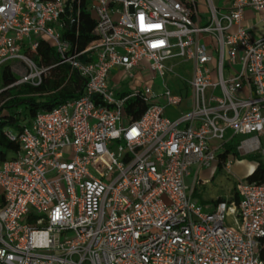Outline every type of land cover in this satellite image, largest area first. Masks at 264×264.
Masks as SVG:
<instances>
[{"label": "built area", "instance_id": "1", "mask_svg": "<svg viewBox=\"0 0 264 264\" xmlns=\"http://www.w3.org/2000/svg\"><path fill=\"white\" fill-rule=\"evenodd\" d=\"M205 6L206 20L197 0H88L97 37L76 52L63 30L80 0H0V78L19 74L0 93L42 83L48 67L33 55L43 39L85 80L18 133L3 129L19 151L0 164V264H264V183L240 182L238 203L207 211L185 181L217 160L227 130L245 136L239 152L264 154V36L241 25L246 9L264 21V0ZM176 57L193 64L177 118L165 107L182 98L165 85L124 93L112 83L162 76Z\"/></svg>", "mask_w": 264, "mask_h": 264}, {"label": "trees", "instance_id": "2", "mask_svg": "<svg viewBox=\"0 0 264 264\" xmlns=\"http://www.w3.org/2000/svg\"><path fill=\"white\" fill-rule=\"evenodd\" d=\"M87 2L88 0H80L78 16L75 17L74 20H67L63 30V39L68 41L72 49L76 52L84 50L85 47L97 37L93 32L96 25L95 15L93 12L86 9ZM33 58L37 65L48 67L42 83L36 87L27 84L21 85L25 87L26 95L24 97H17L16 99L7 95L9 90L0 93V101L5 100L1 106L0 113L6 109V107L13 106L12 102L16 104L25 102L28 109V117L26 118L27 121H30L38 111L50 109L67 99L77 97L81 93L85 80L81 78L76 71H70L68 65L58 64L57 53L55 49L49 45L47 40L43 39L40 41V45L34 53ZM80 59L83 61L86 60V54L81 55ZM1 78L2 87L8 86L16 79L7 67L3 69ZM139 107L140 105L137 102H129L127 104V110L136 115L139 111L141 112V108ZM6 122L11 125L15 133H18L24 127L22 122L0 119V164L5 160L14 159L19 151V142L17 138L14 140L10 139L3 130ZM236 146L237 143L233 144L230 141L223 144V150L219 151L217 154L218 167L222 168L225 165L229 155L236 158L239 157ZM248 155L254 158L251 154ZM256 161L255 168L246 176L245 181L264 183V160ZM239 199V194L236 192L229 201L238 203ZM223 200H225L224 197H218L213 200V203L216 204ZM2 206L3 195L0 192V207ZM262 257H264V251H262Z\"/></svg>", "mask_w": 264, "mask_h": 264}, {"label": "rangeland", "instance_id": "3", "mask_svg": "<svg viewBox=\"0 0 264 264\" xmlns=\"http://www.w3.org/2000/svg\"><path fill=\"white\" fill-rule=\"evenodd\" d=\"M197 1L198 4H200V9L206 11L205 0ZM165 64L167 67L172 66V70L166 69L162 76L159 74L154 75L149 70L145 69L135 73L134 78L128 77V75L124 73H120L113 78L112 83L114 87L124 93H128L135 88L142 86H150L154 91L160 92L163 89V85H165L173 95L182 98V102L179 105L169 106L165 110L167 117L171 119L177 118L181 113L187 110V103L191 98V90L188 81L193 74V64L191 61H186L179 57L168 59ZM5 65L13 67L15 63L13 61H8ZM236 68H238V66H234V69ZM15 77L19 78V74H16ZM0 85L2 86V78H0ZM216 93L218 94L219 91L216 90ZM7 95L15 99L17 97H24L26 95L25 87L14 86L9 89ZM12 105L13 106L11 107H6V109L0 113L1 120L9 119L12 121L15 120L16 122H22L28 117V109L25 102L18 104L12 102ZM6 128H10L13 131V128L7 122L3 129ZM232 134L231 130H227L225 133V139H228V141L231 140L230 142L233 144H236L241 139L245 138V136L234 135L231 139L229 137ZM262 146H264V138H262ZM250 154L256 160H264V154H262L261 151ZM254 158H251L248 154L240 152L238 158L229 155V160L232 161L229 169H221L216 162H213L208 168H201L197 176L201 185L199 183L196 185V193L194 197L197 199L203 198L205 200L224 197L225 200L228 201L236 192L239 194L240 182H244L246 176L251 173L256 166L257 161ZM194 172L195 167L192 168L191 176L186 177L185 181L187 185L189 184L188 186L192 184ZM230 222L231 219H228L226 222L227 225L230 224Z\"/></svg>", "mask_w": 264, "mask_h": 264}, {"label": "crops", "instance_id": "4", "mask_svg": "<svg viewBox=\"0 0 264 264\" xmlns=\"http://www.w3.org/2000/svg\"><path fill=\"white\" fill-rule=\"evenodd\" d=\"M221 0H215V2L219 3ZM198 2V1H197ZM207 9V8H206ZM198 11L199 13L203 16V18L206 20L207 19V10L206 11H202L200 9V4H198ZM241 25H243L247 31L249 32L250 35L252 36H256V35H262L264 36V21H262V13L261 12H256L252 9H246L244 11V14H243V19L241 21ZM232 30H235V28H232ZM204 40L208 43V44H213L214 45V39L211 38L210 36H204ZM116 77V76H115ZM113 78L114 76L112 77V81H113ZM169 107V106H167ZM165 107V110L166 108ZM166 114V113H165ZM229 138H233V136L231 135ZM228 141V139H227ZM231 141V140H230ZM221 150H223V147L221 148ZM220 150V151H221ZM237 150V149H236ZM238 151V150H237ZM238 153L240 154V152L238 151ZM229 160V158L227 159ZM216 164H217V160L215 161ZM212 165V164H211ZM221 169H225V166H223ZM191 176V175H190ZM188 176V177H190ZM200 184L201 185V182L198 181V178L194 181V177H193V181H192V184L190 186L193 185V190H192V197L194 198V200L196 202H198L199 204H201L204 208V210H212L214 208V203H213V200L217 199L218 197L214 198V199H211V200H205V199H197L196 197H194L195 193H196V185L197 184ZM189 185V184H188ZM0 192H1V189H0ZM210 202V203H209Z\"/></svg>", "mask_w": 264, "mask_h": 264}]
</instances>
